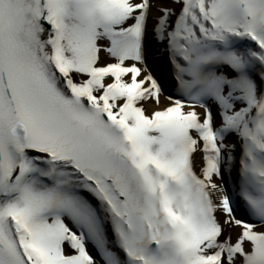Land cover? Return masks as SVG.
<instances>
[{
    "label": "snow or ice",
    "instance_id": "snow-or-ice-1",
    "mask_svg": "<svg viewBox=\"0 0 264 264\" xmlns=\"http://www.w3.org/2000/svg\"><path fill=\"white\" fill-rule=\"evenodd\" d=\"M0 264H264V0H0Z\"/></svg>",
    "mask_w": 264,
    "mask_h": 264
},
{
    "label": "bare ground",
    "instance_id": "bare-ground-1",
    "mask_svg": "<svg viewBox=\"0 0 264 264\" xmlns=\"http://www.w3.org/2000/svg\"><path fill=\"white\" fill-rule=\"evenodd\" d=\"M152 68L154 73L157 75L158 79L160 80L164 90H165V95H169L172 94L174 95V88L171 89L172 86V82L170 80V77L167 73L166 70V64L164 63V61L162 59H156L154 61H152ZM146 108L150 111L152 110L155 105L152 102L147 103ZM165 106V104H162L161 107ZM229 139H232L231 137H229ZM197 160V165L199 166L200 164H202V159L200 157V155H197L196 157Z\"/></svg>",
    "mask_w": 264,
    "mask_h": 264
}]
</instances>
